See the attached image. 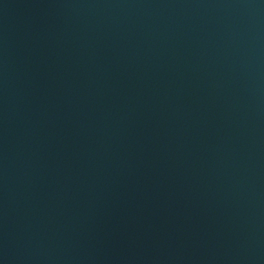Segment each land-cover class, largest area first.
Returning a JSON list of instances; mask_svg holds the SVG:
<instances>
[{
    "label": "water",
    "instance_id": "95a60500",
    "mask_svg": "<svg viewBox=\"0 0 264 264\" xmlns=\"http://www.w3.org/2000/svg\"><path fill=\"white\" fill-rule=\"evenodd\" d=\"M0 264H264V0H0Z\"/></svg>",
    "mask_w": 264,
    "mask_h": 264
}]
</instances>
